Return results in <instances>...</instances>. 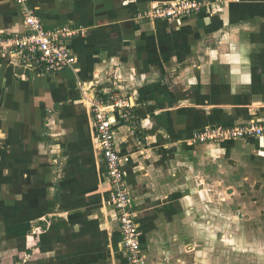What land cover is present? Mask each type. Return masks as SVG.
<instances>
[{
    "label": "crops",
    "instance_id": "obj_1",
    "mask_svg": "<svg viewBox=\"0 0 264 264\" xmlns=\"http://www.w3.org/2000/svg\"><path fill=\"white\" fill-rule=\"evenodd\" d=\"M174 1L29 0L46 26L79 30L78 60L46 74L0 55V264H128L91 105L120 94L147 264H264V134L191 143L264 124V0L137 18ZM25 31L0 0V38Z\"/></svg>",
    "mask_w": 264,
    "mask_h": 264
},
{
    "label": "built area",
    "instance_id": "obj_2",
    "mask_svg": "<svg viewBox=\"0 0 264 264\" xmlns=\"http://www.w3.org/2000/svg\"><path fill=\"white\" fill-rule=\"evenodd\" d=\"M24 17L26 31L0 38V55L10 57L25 67L50 74L66 67H74L77 56L73 53L70 41L79 32L70 26L48 27L40 18L29 0H13ZM208 0H176L158 4L137 14L140 20L161 18L169 21L199 13L209 7ZM94 122L98 133V142L105 158L107 174L111 183L112 203L117 210L121 245L126 253L128 264H147L143 252L141 231L135 218L132 197L126 183L123 156L116 145L115 122L120 119H132V103L128 98L119 96L109 101L92 100ZM264 134V124L233 128H208L196 133L191 143L215 141L217 139L241 138Z\"/></svg>",
    "mask_w": 264,
    "mask_h": 264
},
{
    "label": "rangeland",
    "instance_id": "obj_3",
    "mask_svg": "<svg viewBox=\"0 0 264 264\" xmlns=\"http://www.w3.org/2000/svg\"><path fill=\"white\" fill-rule=\"evenodd\" d=\"M119 97H121V98H125L126 96H121V94L119 95ZM241 195L240 194H236L234 197H233V199L235 200V202L239 199V197H240ZM246 198L248 197L249 198V196H245ZM245 197H241L239 200H238V202H243L244 201V199H245ZM257 197H259V196H257ZM221 198H222V196H221ZM223 199V198H222ZM115 207V206H114ZM236 213H238V214H240V212L239 211H236ZM227 215H228V213H226ZM242 216H243V214H242Z\"/></svg>",
    "mask_w": 264,
    "mask_h": 264
},
{
    "label": "trees",
    "instance_id": "obj_4",
    "mask_svg": "<svg viewBox=\"0 0 264 264\" xmlns=\"http://www.w3.org/2000/svg\"><path fill=\"white\" fill-rule=\"evenodd\" d=\"M137 133H139V131H137ZM141 135V134H140Z\"/></svg>",
    "mask_w": 264,
    "mask_h": 264
}]
</instances>
